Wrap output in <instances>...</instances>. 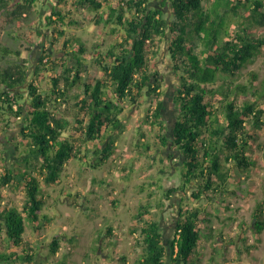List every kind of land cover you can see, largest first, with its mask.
<instances>
[{"label": "trees", "instance_id": "obj_1", "mask_svg": "<svg viewBox=\"0 0 264 264\" xmlns=\"http://www.w3.org/2000/svg\"><path fill=\"white\" fill-rule=\"evenodd\" d=\"M167 1L169 18L162 10ZM37 2L0 0V16H9L19 24L23 18L34 16ZM75 2L77 8L95 12L91 21L96 25H117L124 33L103 56L95 53L104 77L94 82L82 73L81 56L86 51L82 45L74 48L72 65L64 60L71 55L66 54L71 42L67 39L62 43L65 57L52 56L50 49L64 36L65 26L78 22L60 5L50 6L49 15L45 16V26L52 35L50 46H42L37 66L30 74L20 50L0 45V123L9 130L10 120H20L22 136L20 142L14 143L16 151L22 149L14 160L16 167L3 164L7 151H0V203L2 188L22 185L25 198L21 209L26 221L37 225L40 216L47 221L41 215L45 199L40 182H57L64 166L72 160L86 161L88 154L95 156L86 161L88 168L95 169L107 161L114 150V136L125 129L120 117L124 101L138 105L143 98L151 104L156 102L145 111L140 123L157 128L160 144L173 152L169 158L174 153L179 156V186L164 191L165 197L175 191L185 195L190 184L194 200L228 193L235 184L233 180L232 184L228 182L231 167L244 172L254 166L256 158L248 155L247 149L257 144L264 126V110L258 104L264 101V78L260 92L251 90L256 79L254 72L250 73L249 86L231 78L264 45V39L254 35V27L264 24V0H121L116 7L108 5V12L103 14L99 10L109 0ZM166 38L176 79L167 86L174 113L170 127L163 116L167 107L161 76L155 64H149V56L157 54L158 43ZM51 65L60 68V72L51 76L48 92L36 82ZM74 87L81 88V93L72 96L71 120L64 108ZM70 126L78 133L76 140L64 135ZM88 144L94 149L87 148ZM144 147L145 152L150 150ZM150 209L148 203L139 207L136 225L131 229L132 234L137 233V244L142 249L137 264H198L192 257L204 237L199 223L201 219L208 222L206 216H201L202 209L179 206L168 240L159 219L150 218ZM0 216V235L14 247L24 244L19 254L0 251V264H34L36 254L25 239L22 214L14 207L3 206ZM252 221L253 232L260 234L264 230L263 200L256 203ZM111 229L107 227L106 233L110 235ZM209 229L206 239L212 237ZM59 241L58 236L52 238L51 254L57 252Z\"/></svg>", "mask_w": 264, "mask_h": 264}, {"label": "rangeland", "instance_id": "obj_2", "mask_svg": "<svg viewBox=\"0 0 264 264\" xmlns=\"http://www.w3.org/2000/svg\"><path fill=\"white\" fill-rule=\"evenodd\" d=\"M62 1L59 4L58 0H38L33 9L34 16L23 18L19 24L13 22L9 16L1 15L0 45L20 50L21 57L27 60V72L30 74L37 66L42 46H50L52 35L45 26V16L49 15L50 6L58 8L60 5L63 12L69 11L71 18L78 22L65 26L64 36L53 46L55 58L65 57L62 48L65 39L71 41L66 48V54H74V48L80 44L86 50L81 56L83 75L93 82L103 79L104 75L97 65L95 53H102L103 56L124 31L117 25H96L91 21L95 14L92 9L77 8L75 0ZM120 1L109 0V4H103L104 11L108 12V5L116 7ZM40 7L43 8L41 11ZM162 10L165 11V18H169L168 1ZM227 17L228 13L223 14L224 20ZM254 29V35L264 39V24L261 23ZM168 42L169 39L166 38L158 43L159 50L155 56H149V64H155L161 76V90L166 92L164 100L167 107L163 116L169 121L166 123L170 127L174 113L167 86L176 79L167 55ZM67 58L70 56L67 55L64 59L66 64L75 63L73 58L71 61ZM47 68V72L40 75L41 81L35 82L42 90L49 92L51 76L56 71L60 72V68L52 65ZM251 72L256 75L251 90L259 91L264 78V45L231 78L235 83L249 86ZM80 89L74 87L71 90L64 108L71 120L74 102L72 96L81 93ZM22 94L26 96L27 91ZM153 102L155 104L156 101ZM154 104L147 98H143V102L138 105H133L129 100L124 101L120 117L125 129L114 136V150L102 165L95 169L88 168L86 161L95 157L88 154L86 161L72 160L64 166L57 182L48 185L40 182L41 193L45 199L41 215L47 221H43L42 216L39 217L37 225L26 221L25 213L21 209L25 198L22 185L14 184L1 189L0 210L3 206L14 207L22 214L25 239L36 254L33 257L34 264H137L142 249L137 244V233L132 234L131 229L136 225L135 215L139 207L146 203L152 208L150 218L159 219L167 240L175 227L179 206H199L202 209L201 216H206L208 220L204 222L201 219L199 223L202 235H209L211 228L212 237H202L201 244L192 257L198 260V264H264V230L255 234L252 228V212L257 202L264 201V126L259 131L257 144L247 149V154L256 158L254 166L244 172L231 167L228 182L232 184L233 180L235 184L229 187L231 190L228 193L210 196L212 198L209 197V200L203 195L201 199L194 200L191 197L194 189L190 184L185 195L175 191L165 197L164 191L179 186L181 170L179 165L176 166L179 164L178 154L174 153V157L169 158L173 152L160 144L157 128L140 123L145 111ZM258 104L264 110V101L260 100ZM10 121L9 130L4 129L0 123V151H7L6 160L2 163L16 167L14 160L21 155L22 149L20 147V152L16 151L14 143L20 142L22 138L19 133L21 121ZM72 126L64 135H70L76 140L78 133ZM5 135H9L10 141L13 138V145L5 144ZM26 142L25 140L23 144ZM145 145L150 147L149 151L145 152ZM94 147L87 145L91 150ZM107 227L112 228L110 235L106 233ZM1 229L3 228L0 225ZM54 236L60 239L59 248L55 254H51L50 243ZM0 242V251L19 254L24 247V244L18 247L10 245L4 235H0Z\"/></svg>", "mask_w": 264, "mask_h": 264}, {"label": "crops", "instance_id": "obj_3", "mask_svg": "<svg viewBox=\"0 0 264 264\" xmlns=\"http://www.w3.org/2000/svg\"><path fill=\"white\" fill-rule=\"evenodd\" d=\"M109 4V3H108ZM99 13H104V7L102 6V8L99 10ZM112 25V24H111ZM51 50V53H52V56H53V58H55V56H54V54L56 53L55 51H54V49L52 48V49H50ZM74 52V51H73ZM73 58V54H71L70 55V60ZM73 60H74V58H73ZM9 136V135H8ZM7 135H5L4 136V139H5V144H7V145H13L12 144V142L11 141H13V138H12V140L10 141V137H8ZM14 150V149H13ZM14 154V153H13ZM13 158H12V162H13ZM16 162V161H15Z\"/></svg>", "mask_w": 264, "mask_h": 264}, {"label": "flooded vegetation", "instance_id": "obj_4", "mask_svg": "<svg viewBox=\"0 0 264 264\" xmlns=\"http://www.w3.org/2000/svg\"><path fill=\"white\" fill-rule=\"evenodd\" d=\"M103 257H104V258H107V255H104Z\"/></svg>", "mask_w": 264, "mask_h": 264}]
</instances>
